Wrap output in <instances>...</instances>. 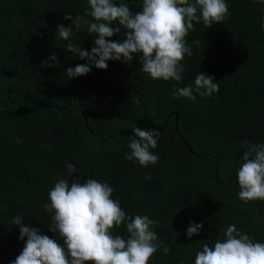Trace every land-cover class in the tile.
I'll list each match as a JSON object with an SVG mask.
<instances>
[{"label":"trees","instance_id":"1","mask_svg":"<svg viewBox=\"0 0 264 264\" xmlns=\"http://www.w3.org/2000/svg\"><path fill=\"white\" fill-rule=\"evenodd\" d=\"M113 2L142 11L143 0ZM225 2L230 15L220 24L193 22L185 37L192 55L181 61L178 83L153 80L137 54L129 63L109 60L106 70L93 66L70 79L68 67L89 61L67 51L57 26H73L66 14L92 19L89 0H0V264H12L25 246L13 222L17 215L63 246L49 230L54 212L44 209L60 179L69 186L76 178L108 183L126 215L158 221L153 230L163 243L149 264H195L205 243L214 247L225 239L228 225L264 243V201L246 203L238 195L243 154L264 143V4ZM126 31L107 39L119 42ZM97 38L84 25L73 27L70 40L91 52ZM45 61L56 66L42 67ZM201 72L215 78L218 93L196 95L195 102L173 95L195 87ZM135 127L161 133L151 149L159 156L155 165L125 158ZM191 223L203 228L189 239ZM112 232L129 235L126 225Z\"/></svg>","mask_w":264,"mask_h":264},{"label":"clouds","instance_id":"2","mask_svg":"<svg viewBox=\"0 0 264 264\" xmlns=\"http://www.w3.org/2000/svg\"><path fill=\"white\" fill-rule=\"evenodd\" d=\"M264 4V0H259ZM90 11L75 19L66 14L64 19L72 20V27L63 24L57 26L59 38L68 41L67 51L88 64H78L66 69L70 79L87 75L92 67L106 70L108 61H133L134 55L140 58L142 71L153 80L182 81L184 67L181 61L185 54L192 55L185 37L194 28L193 22L201 19L206 27L221 23L230 15L225 0H143L142 11L133 14L127 4L117 6L113 0H89ZM199 13V14H198ZM119 27L113 28L112 24ZM87 26L89 34L96 33L98 38L91 52L71 42L73 27ZM126 29V39L110 41ZM264 28V20L261 22ZM51 61L58 63L55 53ZM42 67L56 66L48 61ZM214 77L201 72L195 78L194 85L177 88L173 95L195 102L196 95L211 97L219 92ZM128 147L130 154L126 159L139 162L143 167L155 165L159 156L151 149L157 147L160 132L140 127L133 128ZM243 154L245 161L238 170L240 191L239 199L244 202L264 201V143L248 146ZM70 173H75V165L68 163ZM147 179H151L149 174ZM114 189L108 183L89 178L81 183L77 178L71 183L58 180L49 192L50 203L44 205L47 212H54L49 230L58 233L63 246L47 235L40 234L39 228L22 223L17 215L14 224L19 226V239L25 240V246L12 264H149L151 257L163 243L153 230L158 221L147 215H126L119 200H113ZM126 225L128 238L114 236L115 227ZM203 224L191 223L187 236L191 239L198 235ZM225 239L217 240L214 247L207 243L203 250L196 253L195 264H264V243L254 242L253 238L228 225L223 233ZM165 245V254L170 252Z\"/></svg>","mask_w":264,"mask_h":264}]
</instances>
